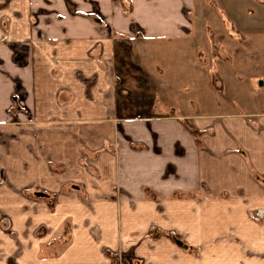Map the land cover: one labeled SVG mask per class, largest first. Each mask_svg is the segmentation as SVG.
<instances>
[{
  "label": "crops",
  "instance_id": "0c3cea01",
  "mask_svg": "<svg viewBox=\"0 0 264 264\" xmlns=\"http://www.w3.org/2000/svg\"><path fill=\"white\" fill-rule=\"evenodd\" d=\"M41 1L44 14L34 22L31 0H0V165L12 185L0 188V218H12L17 234L0 230V264H111L106 250L121 232L130 233L125 248L141 264H264V219L255 214L264 210V0H126L129 10L123 0ZM95 15L126 41L104 34ZM138 28L143 36L135 38ZM40 31L44 40L35 36ZM29 69L36 127L8 118L16 79L24 83ZM116 119L127 122L134 143L109 160L105 141L116 135L102 129H114ZM179 119L195 122L199 139ZM90 137L103 154L98 167L112 169L113 182L102 178L88 190L107 201L117 185L120 202L98 209L108 221L99 225L97 245L42 260L40 242L25 236L40 225V203L17 190L47 182L60 196L62 218L76 216L68 214L72 196L63 193L70 183L36 153L48 138L44 152L66 159L87 150ZM153 227L180 236L190 250L141 237Z\"/></svg>",
  "mask_w": 264,
  "mask_h": 264
},
{
  "label": "rangeland",
  "instance_id": "374dc122",
  "mask_svg": "<svg viewBox=\"0 0 264 264\" xmlns=\"http://www.w3.org/2000/svg\"><path fill=\"white\" fill-rule=\"evenodd\" d=\"M121 1V0H120ZM215 1V0H214ZM221 2H225V0H219ZM238 2V0H231V2ZM260 2V0H257ZM60 2V1H58ZM129 1L123 0L121 3L124 5L123 8L129 10L131 3H128ZM209 4V0H206ZM215 3V2H214ZM212 4V3H211ZM43 3L41 0H31V6L33 10L35 9L36 12L33 14L34 22L36 21V17H38L40 14H44V10L40 9L42 7ZM75 11V10H74ZM76 13H82L81 10H76ZM85 15H88L86 12H84ZM91 13V16H93ZM97 17L94 18V21L101 25L103 27V33L107 36L110 34H114L112 37L116 36L118 37V41L120 43L126 41L127 39L125 36L119 35L116 31L114 32L113 27L111 23L105 21L100 15H95ZM57 18H62L63 15L61 12H56ZM5 22V21H4ZM34 24V23H33ZM6 25V22L4 23V27ZM46 31H40L36 33V37L38 36L40 39L44 40ZM119 35V36H118ZM134 36L135 38L142 37V30L141 29H134ZM30 47H32L33 41H29ZM28 44V43H27ZM26 44V45H27ZM25 45V49L27 46ZM29 45V44H28ZM30 53L29 50L26 49L25 56H24V64L26 66L30 65ZM31 69H29V73L25 74V81L24 83L20 79H16V86L18 87V90H16V93H14L13 100L11 102V105L9 107L8 113L9 120H11L14 124H23L25 126H35L37 125L38 121L35 120V116L33 114L34 107L28 103V98L30 95V90L28 88L27 82L33 79V75L31 73ZM79 108V106H77ZM75 111V110H74ZM168 115L171 117V115H174L173 112H167ZM176 115H174L175 117ZM181 124H183L190 132H192L190 129H192L193 126H195V122L192 120H185V119H179L178 120ZM64 123V122H58ZM68 124H77L79 121L71 120L67 122ZM107 125H109V122H102ZM126 124L127 122L123 119H116L113 122L114 129L111 127H107L105 125V129H102L106 135H110V131H115L116 139L114 141H105V149L110 150L111 152L108 154L109 160L114 159L118 154L116 152V148L118 150V147H121L122 145H130L134 142L128 141V138L126 136ZM196 127V126H195ZM197 128V127H196ZM100 129H94L90 130L91 134L95 135L97 132H100ZM196 135V134H194ZM199 139V135L196 137ZM75 144H78L77 140L75 139ZM41 142L45 145H48V138H41ZM43 144L40 146L39 152L36 153L38 159H48L50 158L51 162V168L55 174L61 178H65L69 185L66 186V188L63 190V193H70L69 195L72 196V204L70 206L69 212H73L76 214V216L66 215L62 218L59 211L57 210V205L61 203L60 196L52 192V189L49 188L48 183L44 182H32L28 185H26V188L18 189V193L22 195V197L25 198L27 201H37L40 203L39 207V214H40V225L37 226L35 229L29 228L26 229V241L27 243L36 241L40 242V247L38 250H36V253H38V256L42 260H48L50 258H57L60 257L65 250L68 248H72L73 246H79L82 245L84 242H86V245L88 243V247L92 243H98V241H102L101 235H102V228L100 223L102 221L107 222L108 218L99 217L100 215L98 213V209L102 207V203H112L120 202V192L118 190L117 185H112V193L109 196H105L107 201L98 200L96 195H91V193L96 192V190L89 191L88 188L93 187L94 189H97V185L99 182V179H106L107 181L113 182L112 175L113 170L112 169H102L101 167H98V161L104 160L102 157L103 154L99 153L96 149V147L100 146L98 143V139L94 137H90L89 144L90 147L86 150L84 147L81 152H75L74 153H68L66 155V159L63 156H59L58 152L56 153H48L47 151L44 152ZM44 145V146H45ZM134 148H140L142 145L136 144ZM112 148H114L112 150ZM45 149H48L47 146H45ZM107 154V153H106ZM56 156V159H55ZM67 160L66 162H64ZM105 160H107L105 158ZM68 163L71 165H68ZM0 170L2 172V175L4 177V180L2 183H0V188L4 186L12 187L10 185V182L8 181V178L6 177L4 173V169L0 165ZM88 184V185H87ZM59 193V192H58ZM155 192L153 191V195ZM99 197H102V194L99 195ZM73 206V207H72ZM263 210V209H261ZM259 211V210H257ZM256 211V217L258 218ZM54 215L56 217V221L50 223L49 220V214ZM11 219L9 216L3 215L0 218V230L7 234L9 237L11 235L16 236L15 229H12L13 226H11ZM128 217H121L120 219L117 218L120 222L124 221L126 224V221L128 220ZM260 219V218H258ZM262 220V219H260ZM108 224V223H107ZM26 225H36V223L33 224H26ZM122 229L123 224L120 223ZM127 229V228H126ZM122 232L120 233V241L115 247V249H108L106 250V255L110 257L111 264H141L142 260H137V258H134L133 249L125 248L129 245L130 242V233L125 232L124 236H121ZM4 235L0 234V240ZM142 238H147L153 240V242L160 241L163 239H168L173 241L176 245H178L180 248L188 249L185 241L180 237L173 233H167L165 231H161L158 227H153L147 232L146 234H143L141 236ZM123 243V244H122ZM155 247L153 248L151 246V250L156 249V245L153 244ZM124 246V247H123ZM97 247V246H96ZM86 249V248H85ZM83 249L82 251L85 252ZM89 250V249H88ZM87 250V251H88ZM16 252V251H15ZM14 252V253H15ZM29 255H31V249H29ZM1 255V254H0ZM95 258H97V255H94Z\"/></svg>",
  "mask_w": 264,
  "mask_h": 264
},
{
  "label": "built area",
  "instance_id": "2783aa9c",
  "mask_svg": "<svg viewBox=\"0 0 264 264\" xmlns=\"http://www.w3.org/2000/svg\"><path fill=\"white\" fill-rule=\"evenodd\" d=\"M3 180H4V177H3L2 172L0 170V183H2ZM257 215H258V218L264 219V210L257 211Z\"/></svg>",
  "mask_w": 264,
  "mask_h": 264
},
{
  "label": "trees",
  "instance_id": "16d2710c",
  "mask_svg": "<svg viewBox=\"0 0 264 264\" xmlns=\"http://www.w3.org/2000/svg\"><path fill=\"white\" fill-rule=\"evenodd\" d=\"M190 130L192 131L193 134H196V135H194L195 137L198 136L199 131L195 126H193L192 129H190Z\"/></svg>",
  "mask_w": 264,
  "mask_h": 264
}]
</instances>
